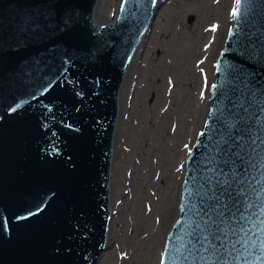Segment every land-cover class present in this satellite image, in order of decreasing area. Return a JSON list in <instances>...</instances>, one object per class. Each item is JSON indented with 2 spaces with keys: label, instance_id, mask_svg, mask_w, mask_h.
I'll return each mask as SVG.
<instances>
[{
  "label": "water",
  "instance_id": "95a60500",
  "mask_svg": "<svg viewBox=\"0 0 264 264\" xmlns=\"http://www.w3.org/2000/svg\"><path fill=\"white\" fill-rule=\"evenodd\" d=\"M0 0V264H98L118 93L158 0ZM159 264H264V0H239ZM192 19V17L190 18Z\"/></svg>",
  "mask_w": 264,
  "mask_h": 264
},
{
  "label": "rangeland",
  "instance_id": "374dc122",
  "mask_svg": "<svg viewBox=\"0 0 264 264\" xmlns=\"http://www.w3.org/2000/svg\"><path fill=\"white\" fill-rule=\"evenodd\" d=\"M120 1L97 0L94 21L113 23ZM158 2L161 7L118 93L103 252L106 256L112 251V264H148V241L136 242L150 233L140 224V211L151 215L154 236L149 241L160 250V262L167 231L177 215L186 151L204 124L215 61L233 19V14L223 19L222 10L216 9L222 0ZM229 6L226 0L224 14ZM195 87L204 94L202 110L191 107ZM183 151L180 162L177 158ZM134 184L140 191L133 189Z\"/></svg>",
  "mask_w": 264,
  "mask_h": 264
},
{
  "label": "bare ground",
  "instance_id": "6f19581e",
  "mask_svg": "<svg viewBox=\"0 0 264 264\" xmlns=\"http://www.w3.org/2000/svg\"><path fill=\"white\" fill-rule=\"evenodd\" d=\"M223 4L220 5V3L218 4L217 6V10H222V13L221 15L223 16V19H227V15H228V18H230L232 16V13H233V8L234 7V3H235V0H230V6L228 7V11H226V13L224 14V8H225V3H226V0H222ZM236 5V4H235ZM156 16H157V13H156ZM156 16L154 17V19L156 18ZM153 19V21H154ZM152 21V22H153ZM147 32L144 34L143 38L141 39L140 43L143 41L144 37L146 36ZM131 63V62H130ZM214 79V77H213ZM197 83L195 82L194 86L196 85ZM196 88V87H195ZM204 94L202 91H200V88H196L195 91H193V94L190 98V102H191V107L192 109H197V108H200L201 110L204 109ZM113 137H114V132H113ZM113 137H112V144H113ZM187 152V151H186ZM184 155V151L178 156L177 159L180 160V162H182V157ZM139 184H134V187L133 189H135L136 191H140L139 189ZM151 215L150 213H146L145 211H140V213L138 214V219L140 221V224L143 225V226H147L145 227L146 229V232L150 230V233L149 235H147L146 237H143L142 239H140V241H136L137 243H144V242H147L148 241V245L145 249V253L148 255V264H157V261H158V258H159V255H160V250L156 249V245L154 243V241H149L150 238L152 236H154V226H153V223L150 224L151 222ZM140 238H141V235H140ZM138 239V238H137ZM132 248L134 247V245H130ZM106 248H107V243H106ZM104 252V251H103ZM112 251L109 252V255H106L104 253H101V257L100 259L102 258L103 261H98L99 264H112V259H113V256H112ZM104 254V256H103Z\"/></svg>",
  "mask_w": 264,
  "mask_h": 264
},
{
  "label": "snow or ice",
  "instance_id": "6c2138e0",
  "mask_svg": "<svg viewBox=\"0 0 264 264\" xmlns=\"http://www.w3.org/2000/svg\"><path fill=\"white\" fill-rule=\"evenodd\" d=\"M236 2L239 3V0H236ZM232 14H233V15L236 14V10H235V8L233 9V13H232ZM213 27H215V26H213Z\"/></svg>",
  "mask_w": 264,
  "mask_h": 264
},
{
  "label": "flooded vegetation",
  "instance_id": "af4514ba",
  "mask_svg": "<svg viewBox=\"0 0 264 264\" xmlns=\"http://www.w3.org/2000/svg\"><path fill=\"white\" fill-rule=\"evenodd\" d=\"M151 100H152V98H151Z\"/></svg>",
  "mask_w": 264,
  "mask_h": 264
}]
</instances>
